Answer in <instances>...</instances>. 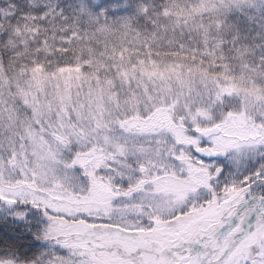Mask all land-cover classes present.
I'll use <instances>...</instances> for the list:
<instances>
[{
	"label": "snow or ice",
	"instance_id": "6c2138e0",
	"mask_svg": "<svg viewBox=\"0 0 264 264\" xmlns=\"http://www.w3.org/2000/svg\"><path fill=\"white\" fill-rule=\"evenodd\" d=\"M0 264H264V0H0Z\"/></svg>",
	"mask_w": 264,
	"mask_h": 264
}]
</instances>
